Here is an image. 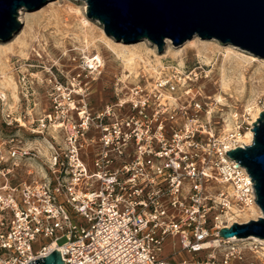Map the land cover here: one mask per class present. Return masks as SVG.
Wrapping results in <instances>:
<instances>
[{
  "label": "built area",
  "instance_id": "2783aa9c",
  "mask_svg": "<svg viewBox=\"0 0 264 264\" xmlns=\"http://www.w3.org/2000/svg\"><path fill=\"white\" fill-rule=\"evenodd\" d=\"M197 76L117 82L116 100L96 110L60 100L57 119L30 129L34 139L50 124L60 130L42 147L18 132L0 137V264H29L55 249L65 264H244L241 249L219 235L231 206L253 202L239 186L247 170L226 153L243 147L241 127L215 133L191 85ZM180 87L193 94L182 105L172 96ZM167 237L193 257H162Z\"/></svg>",
  "mask_w": 264,
  "mask_h": 264
},
{
  "label": "rangeland",
  "instance_id": "374dc122",
  "mask_svg": "<svg viewBox=\"0 0 264 264\" xmlns=\"http://www.w3.org/2000/svg\"><path fill=\"white\" fill-rule=\"evenodd\" d=\"M52 2L55 4L49 7ZM71 5L80 10L78 15L70 9ZM85 7L87 8L86 2L79 0H50L38 9H20L18 19L22 22L21 28L9 41L0 40V88L3 87L7 95L6 101L0 98V137L18 132L24 141L45 146L43 137H57L60 130L50 124L42 138L37 136L34 139L30 129L40 127V121L48 115H52L53 120L57 119L63 109L55 107L60 100L66 103L69 102L67 99L71 98L76 104L86 102L93 110L100 109L116 100L117 82L131 86L143 75L148 84L153 85L161 74L173 71L183 78L184 84V78L190 71L198 73L191 85L194 93H200L198 98L207 104L206 108L210 111L208 115L204 111L201 116L204 119L210 118L213 130L219 136L234 132L239 126L241 136L245 135L255 122L252 114L258 107L261 112L264 110V56H258L238 45L224 43L216 38L195 36L177 46L172 40L166 39L163 50L158 53L156 45L145 38L130 42L117 41L107 36L103 29L104 36L100 29L102 26L90 19L93 25L89 32L95 42L87 53L91 56L101 55L104 64L94 74L83 70L82 66L86 63L82 50L85 40L79 23L83 16H87ZM28 13L31 15H27ZM107 41L113 45H133L132 47L138 49L150 64L157 67V71L150 66L145 67L144 62L131 71L110 51ZM169 48L177 51L179 58L172 56L175 52L166 53ZM227 48L232 49L228 57L225 56ZM238 53H243L246 57H239ZM156 55L160 56V63H157ZM222 74L231 79V89L228 91L221 88ZM4 75L13 78L17 97H14L10 86L1 82ZM74 90L80 92L75 93ZM183 92L184 87H180L172 95L178 98L180 105L186 104L190 96H193L184 95ZM221 92L225 100L218 103L217 94H222ZM168 94V98L173 102ZM227 120L232 124L229 130H225ZM244 142L243 138L238 139L240 145ZM33 165L36 166V163ZM28 167L30 165H25L20 171L22 175H26ZM211 184L207 185L211 187L210 191L215 192ZM235 208L239 210L238 207ZM248 212L250 213L230 212L228 218L225 217L227 213H224L222 219L227 220V223L229 218H232L231 222L238 223L258 219L257 214ZM168 213L172 216L177 210L168 208ZM65 241L62 239L59 244ZM234 244L241 249L244 264H264V259L258 258L255 250L250 249L258 244H252V241ZM34 248H39L38 244L35 243ZM162 248L160 255L172 262L193 257L192 253L182 251L180 239L177 237H167Z\"/></svg>",
  "mask_w": 264,
  "mask_h": 264
},
{
  "label": "water",
  "instance_id": "95a60500",
  "mask_svg": "<svg viewBox=\"0 0 264 264\" xmlns=\"http://www.w3.org/2000/svg\"><path fill=\"white\" fill-rule=\"evenodd\" d=\"M50 0H0V40L9 41L21 28L20 9L40 8ZM87 4V16L97 21L117 41L145 38L158 53L166 39L177 46L200 36L231 43L264 56V0H79ZM253 141L227 150L245 168L254 183L258 219L234 222L219 231L225 239L256 236L264 239V110L253 123ZM29 264H65L61 252Z\"/></svg>",
  "mask_w": 264,
  "mask_h": 264
},
{
  "label": "bare ground",
  "instance_id": "6f19581e",
  "mask_svg": "<svg viewBox=\"0 0 264 264\" xmlns=\"http://www.w3.org/2000/svg\"><path fill=\"white\" fill-rule=\"evenodd\" d=\"M55 3L52 2L51 4H49L48 6H53ZM70 9L72 11L75 12V14H79L80 10L73 8V6H69ZM84 9H87L86 7ZM21 11V10H20ZM86 13V10H85ZM27 15H31L30 13H28ZM80 26L82 28V32L84 35V40H85V46L83 47V53H84V59L86 60V64L87 66L91 69L90 73L94 74L96 71H98L104 64L103 62V58L101 55L96 54L94 56H91L87 53V50H89L90 46L92 45L94 41L93 37H91L89 29L92 27L93 23L92 21L85 15L82 17V19H80ZM101 32L102 34L105 36V33L103 31V28L101 27ZM15 37V35H14ZM110 39V38H109ZM192 42V41H191ZM109 46L110 51L118 58L122 61V63L124 64V66L128 69H130L131 71L134 70L137 66H139V64L141 62H144L145 67H149L154 69L155 71H157V67L153 66L152 64L149 63V61L144 58L143 54L136 48H133V45H124V44H111L110 42H106ZM231 48H227L226 49V54L225 56L228 57L231 54ZM168 52L166 53H171V52H175L172 53V56H174L175 58H179L180 55L177 54V51H173L170 48L167 50ZM199 53H201L199 51ZM208 54V53H207ZM166 55V54H165ZM239 57H246L245 54L243 53H238L237 54ZM160 56H162L160 54ZM160 56L156 55V57L158 58L157 63H160L159 58ZM252 58V57H251ZM254 59V58H252ZM2 83L10 86L13 90V95L14 97H17V93H16V84L13 80V78L11 76H5L4 75V79H2L1 81ZM231 79L226 76L225 74H222V79H221V88L225 91H228L231 89ZM75 84V83H73ZM62 88V87H61ZM83 91V90H82ZM75 93L80 92L77 90H74ZM222 93V92H221ZM65 95L67 96V94L65 93ZM0 98H2V100L6 101L7 100V95L6 93L3 91V87L0 88ZM66 98V97H65ZM68 98V97H67ZM217 100L218 103H223L225 98H224V94H217ZM69 105H71V107L76 106L74 101L69 102ZM261 112V108L258 107L257 110L252 114L253 115V122L257 120V118L259 117V114ZM236 119V118H235ZM232 121H233V117H232ZM252 122V123H253ZM232 127V124L230 121H226V125H225V130H229ZM253 131L252 130H248V132L245 133V135L239 136V139H244V143L242 144V146L244 147V145H249L252 143L253 141ZM241 189L247 188L250 189L251 193L247 196H249V198L253 197V202H250V199L247 201V204H244L243 209L242 210H237L235 207H232L229 209V211H227V215L225 216L226 218H228L232 213H240V214H247L250 213L248 211H251L253 214H257L256 216L259 218L262 215V211L260 209V207L257 205V203L255 202L254 198H255V192L253 190V182L251 181V177L249 176V174H247L246 171H244V176H243V181L242 183L239 185ZM229 191L231 193L232 196H235L236 192H238V188L237 190L234 189V185H229L228 186ZM245 211V212H244ZM239 214V215H240ZM232 218H229V223H227L226 221H223V219L221 220V224L223 225H232L234 222H231ZM232 223V224H231ZM230 242H243V241H252V244H258V246L255 247H251L250 249L252 251H254L255 254H257L258 258H262L264 259V239L263 238H259L256 236H250L248 238H237V237H233L229 239ZM60 243V241H59ZM52 248H57V246L52 245Z\"/></svg>",
  "mask_w": 264,
  "mask_h": 264
}]
</instances>
